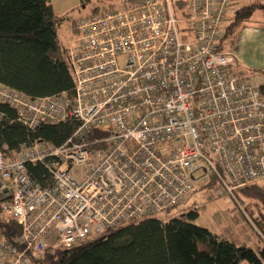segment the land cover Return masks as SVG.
I'll use <instances>...</instances> for the list:
<instances>
[{
	"label": "built area",
	"instance_id": "1",
	"mask_svg": "<svg viewBox=\"0 0 264 264\" xmlns=\"http://www.w3.org/2000/svg\"><path fill=\"white\" fill-rule=\"evenodd\" d=\"M234 2L120 0L69 31L72 93L32 98L0 84V105L29 130L78 122L59 147L0 149V186L11 192L3 214L21 227L13 242L0 234V264H34L30 252L170 212L199 174L228 181L232 196L264 180V84L219 50ZM97 129L105 136L91 140ZM29 165H43L52 185L38 184Z\"/></svg>",
	"mask_w": 264,
	"mask_h": 264
},
{
	"label": "trees",
	"instance_id": "2",
	"mask_svg": "<svg viewBox=\"0 0 264 264\" xmlns=\"http://www.w3.org/2000/svg\"><path fill=\"white\" fill-rule=\"evenodd\" d=\"M99 9L95 7L92 13ZM176 9L179 17L189 16L185 4H177ZM256 10L264 12V0L262 4L239 8L224 24L220 51L233 49ZM61 23L51 0H0V84L32 98L72 93L75 81L68 51L58 36ZM183 29H189V25L184 24ZM0 111L4 114L0 120V149L7 157L17 153L20 146L39 141L59 147L78 127L77 121L69 120L29 130L18 121L13 108L0 105ZM104 136L97 129L91 140ZM28 169L42 187L52 185L51 175L43 165H29ZM209 177L203 188L214 187L218 179L213 174ZM260 182L238 191L251 200L246 208H240L243 217L264 241V185ZM10 200L11 192L0 186V234L13 242L21 235V227L2 217V204ZM197 218L196 211L164 222L152 217L104 231L69 248L50 247L40 256L30 252L29 257L34 264H264V247L256 252L238 245L194 224Z\"/></svg>",
	"mask_w": 264,
	"mask_h": 264
},
{
	"label": "rangeland",
	"instance_id": "3",
	"mask_svg": "<svg viewBox=\"0 0 264 264\" xmlns=\"http://www.w3.org/2000/svg\"><path fill=\"white\" fill-rule=\"evenodd\" d=\"M263 0H235L233 10L229 15V20L235 12L242 6H250L252 4H262ZM52 6L55 15L62 20L58 27V36L63 46L67 47L68 40L72 38L69 31L72 29L74 21H78L82 17L91 15L95 7H121V3L101 4L96 1L93 3H83L82 0H52ZM263 14L256 10L251 18V24L259 26L262 21ZM255 77V75H251ZM250 75L248 76L251 77ZM260 80H264V76L258 75ZM194 181V192L187 197L178 207L170 212L160 213L155 216L160 221H169L174 218H181L191 211L198 213V218L194 224L209 229L217 235L233 241L238 245H243L254 251L264 247V241L259 237L256 230L243 217L240 208H246L251 200L247 198L242 191H236L234 196L227 192L226 186L230 183L224 180V183L217 179L214 187L203 188L211 178L206 176ZM259 184L264 185V181ZM3 214V213H2ZM3 219H9L4 214Z\"/></svg>",
	"mask_w": 264,
	"mask_h": 264
},
{
	"label": "crops",
	"instance_id": "4",
	"mask_svg": "<svg viewBox=\"0 0 264 264\" xmlns=\"http://www.w3.org/2000/svg\"><path fill=\"white\" fill-rule=\"evenodd\" d=\"M94 1L101 4H113L117 1L119 3L120 0H91L92 3ZM258 11L263 14L262 21H259L260 25L251 24L250 20L241 30L237 42L230 52L235 55V68L242 77L249 82L262 85L264 80H260L257 74L264 76V12ZM249 75H255V77L251 76L248 78Z\"/></svg>",
	"mask_w": 264,
	"mask_h": 264
}]
</instances>
